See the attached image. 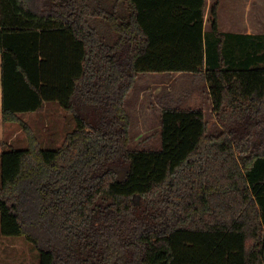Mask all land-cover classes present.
<instances>
[{"label": "trees", "instance_id": "trees-1", "mask_svg": "<svg viewBox=\"0 0 264 264\" xmlns=\"http://www.w3.org/2000/svg\"><path fill=\"white\" fill-rule=\"evenodd\" d=\"M206 0H0V228L39 264H264V42L221 30ZM236 47H240L237 49ZM204 72L203 108L166 107L161 146L131 148L141 72ZM76 123L45 148L19 114ZM6 144L0 139V146Z\"/></svg>", "mask_w": 264, "mask_h": 264}, {"label": "rangeland", "instance_id": "rangeland-1", "mask_svg": "<svg viewBox=\"0 0 264 264\" xmlns=\"http://www.w3.org/2000/svg\"><path fill=\"white\" fill-rule=\"evenodd\" d=\"M208 89L204 72L196 74L186 72L180 75L171 72L139 73L126 101L131 117L129 146L140 149L160 148L161 111L166 107H193L202 104L199 106L204 105L206 109L209 131L218 133L221 126L208 103ZM20 116L33 128L45 148L58 147L67 132L76 125L73 116L56 102H48L46 106L33 112L20 113ZM21 127L17 122L2 120V104H0V139L6 141L4 146H0V156L3 149L27 146L25 132L23 130L18 132ZM13 131L18 132L16 137L12 136ZM3 239L0 241V264H39L37 251L24 237L4 236Z\"/></svg>", "mask_w": 264, "mask_h": 264}, {"label": "crops", "instance_id": "crops-1", "mask_svg": "<svg viewBox=\"0 0 264 264\" xmlns=\"http://www.w3.org/2000/svg\"><path fill=\"white\" fill-rule=\"evenodd\" d=\"M219 2L218 6V16L219 25L222 31L227 33H234L239 35L237 39H246L250 42H264V0H206L205 16H204V31L210 30L211 24L209 21V16L214 3ZM240 49V47H236ZM172 74L180 75L186 72H171ZM200 73V72H199ZM189 74V73H187ZM196 74V73H195ZM169 78V76H167ZM209 88V87H208ZM130 92V91H129ZM129 94V93H128ZM126 96V101H127ZM125 101V102H126ZM208 103H210L212 111L213 104L208 89ZM0 104H2V88H1V56H0ZM45 103L44 106H46ZM198 104L192 108H203ZM184 108H191L186 106H179ZM205 113H206V109ZM25 113V112H24ZM162 113V111H161ZM20 115V114H19ZM161 124V120H160ZM19 129L18 132H21ZM13 131L12 136L16 137L17 133ZM11 136V137H12ZM9 138V141L11 139ZM1 162V156H0ZM4 235L0 234V241H3ZM13 245V244H12Z\"/></svg>", "mask_w": 264, "mask_h": 264}]
</instances>
